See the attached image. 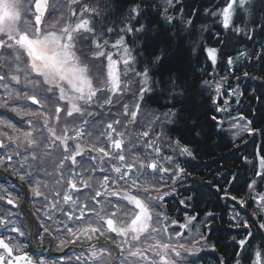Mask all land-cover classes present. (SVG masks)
I'll return each mask as SVG.
<instances>
[{"label": "snow or ice", "instance_id": "snow-or-ice-1", "mask_svg": "<svg viewBox=\"0 0 264 264\" xmlns=\"http://www.w3.org/2000/svg\"><path fill=\"white\" fill-rule=\"evenodd\" d=\"M99 3L100 0L96 4L86 0H0V109L5 110L0 113V172L16 177L21 185L19 191L16 184L10 188L0 186V201L12 209H19L29 199H39L40 203L32 214L38 223L28 222L29 228L35 227V233L27 232L23 223L17 224L13 220L17 213L11 209L0 212V229L16 234L6 237L0 233V264H46L43 257L33 260L23 250L27 245L21 238L29 236L41 245L45 239L58 240L57 248L61 250L73 246L74 253L65 264H194L184 254L200 252V241L207 242L199 228V240L180 242L183 232L172 226L187 229L198 217L186 216L183 223L171 219L165 211L168 192L161 191L165 187L162 176L156 179L157 173L168 174L175 183L184 173L178 165L172 167L174 157L163 154L165 147L175 146L181 155L192 156V150L179 140L164 141L163 127L179 118L178 112L170 108L153 114L147 126L140 118L146 93L152 92L159 99L170 87L166 99L170 97L174 108L183 95L177 89L185 86L178 83V77L165 76L163 54L141 60L139 49L130 47L125 39L131 35L133 44L142 42L147 49L155 39L150 25L160 23L157 16L164 25L176 28L177 35L184 32L192 37L201 9L193 8L185 18L182 0H161L153 5L155 11L133 3L121 20L119 32L123 34L110 41L105 37L114 33L115 27L105 29L103 23L99 29L96 26L97 18L104 13ZM177 7L180 13L170 14ZM256 12L262 14L259 23ZM203 13L202 19L211 17L228 32L221 39L225 48L229 40L239 43L241 35L247 40L264 36V0L259 6L250 0H219L203 8ZM250 13V23L259 32L256 27L237 24ZM141 17L148 19V27L140 23ZM201 30H208V25L202 24ZM198 47L202 45L193 41V52ZM219 51L204 48L213 66ZM247 55L241 51L237 59ZM256 55L264 59V43ZM98 60L99 65L95 63ZM234 62L228 56L227 64ZM139 63L146 64L141 71L134 67ZM153 70L159 71V81L153 80ZM129 74L138 82L137 99L133 105L122 104L121 109L122 96L130 90V83L123 77ZM158 85L163 87L156 93ZM222 86L215 84L217 94ZM231 95L241 93L237 88ZM105 107L109 109L110 122L96 136L100 127L97 121L104 114L94 109ZM114 107L116 113L111 111ZM256 111L253 109L254 114ZM9 114L24 119L13 122ZM240 119L245 122L232 124L238 132L251 135L260 131L252 126L253 121ZM158 124L161 131L156 132ZM137 128L144 130L136 132ZM255 176L264 181V155L259 156ZM258 187L256 179L248 184L249 194L256 193L252 196L257 204L253 215L259 222L253 220L250 225L244 220L234 225L243 228L246 235L236 241L239 250H234L233 264H240L241 255L247 257L250 251L251 264H264V192H258ZM180 203L186 205L185 200ZM239 204L243 206L246 201L240 200ZM202 223L206 225L207 221ZM252 227L256 232L250 230ZM257 236L260 245L252 250ZM207 246L215 251L214 244ZM217 264L228 262L219 258Z\"/></svg>", "mask_w": 264, "mask_h": 264}, {"label": "trees", "instance_id": "trees-1", "mask_svg": "<svg viewBox=\"0 0 264 264\" xmlns=\"http://www.w3.org/2000/svg\"><path fill=\"white\" fill-rule=\"evenodd\" d=\"M87 2L96 4L97 0ZM160 2L161 0H100L98 6L104 8V13L103 17L97 18L96 26L99 29L103 23L105 29L115 27L116 31L105 37L114 41L118 35L123 34L119 32L122 27L121 20L127 15L133 3H140L142 7L146 6L155 11L153 5ZM259 2L260 0H250V3L257 6ZM217 3L219 0H182L181 7L185 18L191 15L193 8L201 9V18L196 19V29L192 37L184 32L177 35V29L164 25L159 16L156 19L160 20V23L153 22L150 25L151 35L155 39L149 42L147 49L142 42L133 44L131 35L125 37L130 47L139 49L141 60L146 61L155 55L163 54L165 76L171 75L174 79L178 77V83L185 86L177 89L183 95L181 103L176 104L174 108L170 97L166 99L171 92L170 87L164 89V95L159 96V99L152 92L146 93L142 101L140 118L147 126L153 114H162L170 108L178 112L179 118H174L173 122L166 123L163 127L166 133L164 141L168 143L179 140L181 145H186L192 150V156L176 154L175 146L165 147L163 154L174 157L172 167L178 165L184 169V173L175 183L168 178V174L157 173L156 179L160 180L162 176L165 187H162L161 191L168 192L164 198L165 211L171 219L183 223L186 216L198 217L187 229L181 230L178 225L172 226L176 231L183 232L180 242L183 243L186 239L185 244H191L194 239L199 240V233L207 237L206 244L200 241L202 245L200 252L187 254V259L194 261V264H217L219 258L233 264L236 259L234 250H239L236 241L246 235L243 228L234 225L244 220H248L250 225L253 220L259 222V218L253 215L257 210V204L252 196L256 193L249 194L248 184L256 179L259 185L257 191L264 192V181L255 176L259 169V156L264 155L261 151L264 147V108H261V101H264V59L256 55L261 51L264 36L257 35L253 40H247L241 35L237 38L239 43L229 40L225 48L221 44V39L227 36L228 32L220 28L211 17L202 19L203 8ZM180 11L181 8L177 7L175 12L170 14L177 15ZM261 16V13H255L258 23ZM252 19L253 15L250 13L244 22L237 21V24L241 27L247 24L251 29L256 27L250 23ZM140 23L149 26L148 19L144 17L140 18ZM202 24L208 25V30H201ZM256 31L259 32L258 27ZM193 41H198L202 45L196 52L192 50ZM207 47L220 50L215 66L204 52V48ZM241 51L249 55L237 59ZM228 56H232L235 61L231 66L227 64ZM145 66V63L134 65L137 71H141ZM130 77L135 78V82H129ZM152 78L159 81V71L153 70ZM127 80L130 83V90L122 96V104L133 105L137 99L138 82L131 74ZM205 81L208 83L205 84ZM216 83L223 85L219 94L215 90ZM162 87L156 86V93H159ZM237 88L241 95H231L232 90ZM257 97L260 98L259 101ZM217 107L226 110L216 114ZM253 109L257 110L255 114ZM240 117L253 121L252 126L260 131L251 135L247 132H238L232 124L237 121L243 124L245 121ZM143 130L135 129L136 132ZM155 131H161V125L158 124ZM152 135L154 136L155 132ZM189 197L192 199L189 200ZM232 197H236V200ZM181 200H185L186 205L181 204ZM240 200L246 201V204L240 205ZM209 212L213 214L211 217L205 215ZM204 221H207L206 225L202 223ZM250 230L256 232L255 227ZM212 244L216 246L215 251L207 246ZM259 245L260 237L257 236L252 241V250ZM251 261V251L247 257L243 255L240 257V264H251Z\"/></svg>", "mask_w": 264, "mask_h": 264}, {"label": "flooded vegetation", "instance_id": "flooded-vegetation-1", "mask_svg": "<svg viewBox=\"0 0 264 264\" xmlns=\"http://www.w3.org/2000/svg\"><path fill=\"white\" fill-rule=\"evenodd\" d=\"M30 103V102H29ZM27 107V105H25ZM4 111L0 110V113H3ZM13 118V122L16 121H23L24 118H21L19 116H16L15 114H9ZM2 127V126H0ZM1 174V173H0ZM3 175V174H1ZM5 178H7V186L8 188L11 187L12 184H16L17 191L20 189V183H14V179L16 177L10 176L6 177L3 175ZM1 177V176H0ZM3 183V180L0 179V184ZM2 202V201H0ZM40 208V203L39 199L37 200H32L29 199L27 203H22L21 207L19 209H12V206L10 205H5L4 202L0 203V212H5L8 209H11L13 212L17 213L16 216L13 217V220L17 223H23L25 225V230L30 233H35V227H28V222L31 220L33 223H38L35 220V217L32 215L36 210ZM43 214V209H41V215ZM0 233H3V230L0 229ZM6 237L8 235L11 236H16L15 233H3ZM23 240V243L27 245L23 250L28 252V255L33 259V260H39L41 257L46 261V264H65L66 259L68 256L73 255L74 249L71 247H67L64 249H58L57 248V243L58 240H51L49 242L48 239H45L44 244L41 245L38 239H32L31 236L27 238H21Z\"/></svg>", "mask_w": 264, "mask_h": 264}, {"label": "rangeland", "instance_id": "rangeland-1", "mask_svg": "<svg viewBox=\"0 0 264 264\" xmlns=\"http://www.w3.org/2000/svg\"><path fill=\"white\" fill-rule=\"evenodd\" d=\"M86 2H87V0H86ZM109 50H111V49H109ZM95 63H96L97 65H99V64H101V61L98 60V61H95ZM104 63L106 64V61H104ZM120 67H121V69L123 68L122 65H121ZM128 77H129V76H127V77H123V79H125L126 81H128V80H127ZM134 79H135V78H134ZM134 79H132V78L130 77L129 82H135ZM123 96H124V94H123ZM122 102H123V100L121 101V105H120L121 109H122ZM94 110L97 111V112H100V113H103V114H104L103 117H102L100 120L97 121V123L100 125V127H99V130L95 132V134L99 135L100 132H102V131L105 130V126H106V124L110 122V119H109L108 116H107V113H108L109 109H108L107 107H105V108H103V109L96 108V109H94ZM111 111H112L113 113H116V112H117V108L114 107V108L111 109ZM117 130L120 131V130H122V129H121V128H118ZM175 153L178 154V155H180V156H187V155H181V154L179 153L178 149H175ZM14 183H16V182H14ZM0 203H2V202H0ZM191 240H192V239H191ZM183 243H186V239L183 240ZM200 243H201V242H200ZM69 247L73 248V246H71V245H69ZM186 257H188L187 254H186Z\"/></svg>", "mask_w": 264, "mask_h": 264}, {"label": "water", "instance_id": "water-1", "mask_svg": "<svg viewBox=\"0 0 264 264\" xmlns=\"http://www.w3.org/2000/svg\"><path fill=\"white\" fill-rule=\"evenodd\" d=\"M217 114H219V112H217Z\"/></svg>", "mask_w": 264, "mask_h": 264}]
</instances>
